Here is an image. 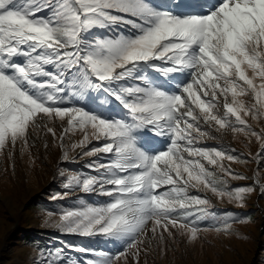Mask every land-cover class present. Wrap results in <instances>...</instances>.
Wrapping results in <instances>:
<instances>
[{
	"label": "snow or ice",
	"instance_id": "6c2138e0",
	"mask_svg": "<svg viewBox=\"0 0 264 264\" xmlns=\"http://www.w3.org/2000/svg\"><path fill=\"white\" fill-rule=\"evenodd\" d=\"M246 117L264 121V0H0V152L60 127L64 162L76 149L95 158L87 173L58 169L66 182L53 196L107 197L61 209L55 224L116 247L87 264H128L129 253L139 264L154 241L179 233L191 243L245 222L210 211L199 192L243 206L264 179V128ZM227 130L259 144L252 186L225 179H246L224 161L248 157L201 144ZM40 264L76 261L60 248Z\"/></svg>",
	"mask_w": 264,
	"mask_h": 264
},
{
	"label": "rangeland",
	"instance_id": "374dc122",
	"mask_svg": "<svg viewBox=\"0 0 264 264\" xmlns=\"http://www.w3.org/2000/svg\"><path fill=\"white\" fill-rule=\"evenodd\" d=\"M161 5L166 0H156ZM211 2V0H209ZM259 83V81H256ZM244 102L250 103V98L241 97ZM248 122L257 130L264 128V121H255L246 117ZM58 124V122H57ZM61 128L56 127V138L46 131L32 132L30 147L21 151L19 145L0 152V264H40L49 251L63 248L65 257L76 261V264H87V261L98 260L97 253L102 251H116V247L106 241L104 236L81 237L78 239L88 243L81 246L70 244L65 238L73 240L71 234L60 232L55 224L59 221L60 210L67 207L79 206L81 200L85 203L106 200L107 197H86L79 191L70 192L67 197L53 199L58 192H63L64 178L58 174V169L65 172V177L87 173V164L94 157L78 156L80 149L70 151L72 162L63 161V150L60 147ZM217 139H205L202 145H229L236 153L248 157L241 162L224 161L235 173L246 177L244 180L225 177L230 188L235 186H252L257 178V167L261 163L255 153L259 151V144L255 138L249 139L243 134H234L231 130L221 133L213 132ZM82 139L79 131L69 133L64 143L70 147L72 143ZM93 141L88 147H92ZM165 141H159L158 147L163 150ZM47 145V147H45ZM211 167V166H209ZM222 175V174H221ZM264 179L256 190L246 194L243 206L230 202L227 198L216 197L211 191L200 190L199 194L210 200L209 210L224 216L231 212L245 222L232 224L231 234L214 230L202 231L198 238L189 243L186 236L176 234L175 239L168 238L161 244L154 241L147 254H141L139 264H264L260 252L264 249ZM194 194L196 190H191ZM79 197V198H78ZM40 201H47V206H38ZM52 211V216L48 213ZM150 227V225H149ZM38 231L46 238V246H39L38 240H33L23 234H32ZM23 233V234H22ZM54 240V241H53ZM72 243V242H71ZM80 247L88 249L80 252ZM70 249V250H68ZM128 264H134V258L129 253ZM261 259V260H259ZM123 264V261L121 262Z\"/></svg>",
	"mask_w": 264,
	"mask_h": 264
},
{
	"label": "trees",
	"instance_id": "16d2710c",
	"mask_svg": "<svg viewBox=\"0 0 264 264\" xmlns=\"http://www.w3.org/2000/svg\"><path fill=\"white\" fill-rule=\"evenodd\" d=\"M47 201H40L39 203H37L38 204V206H40V207H42L43 205H45V206H47ZM49 204V203H48ZM242 215V214H241ZM241 215L239 216V218H241ZM23 234V233H22ZM23 236V238H25V237H27V236H29L31 239H32V241L33 240H37V239H39L38 240V242H37V244L39 245V246H46L47 245V241H46V238H50L51 240H52V238L51 237H48V236H43L41 233H38V231L36 232V231H34V232H32V234H23L22 235ZM73 240H70L69 239V237H67V238H65L70 244H74L75 246H81V245H83V244H86V243H88V241H86L85 242V240H84V242L82 241V240H80V239H78V236H74V235H72V237H71ZM46 241V242H45ZM54 241V240H53ZM72 242V243H71ZM68 250H70V249H68ZM73 250V249H72ZM264 253V249H263V251L262 252H260V255H259V257L260 258H263V254ZM259 260H261V259H259Z\"/></svg>",
	"mask_w": 264,
	"mask_h": 264
}]
</instances>
